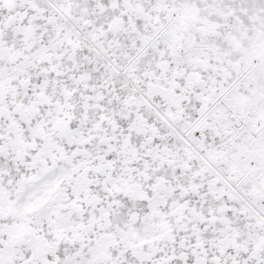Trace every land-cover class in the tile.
<instances>
[{
	"label": "snow or ice",
	"instance_id": "obj_1",
	"mask_svg": "<svg viewBox=\"0 0 264 264\" xmlns=\"http://www.w3.org/2000/svg\"><path fill=\"white\" fill-rule=\"evenodd\" d=\"M0 264H264V0H0Z\"/></svg>",
	"mask_w": 264,
	"mask_h": 264
}]
</instances>
